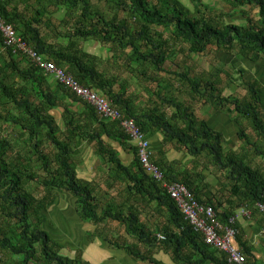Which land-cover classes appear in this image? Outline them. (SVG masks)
<instances>
[{"label":"trees","instance_id":"16d2710c","mask_svg":"<svg viewBox=\"0 0 264 264\" xmlns=\"http://www.w3.org/2000/svg\"><path fill=\"white\" fill-rule=\"evenodd\" d=\"M30 1L0 0V17L14 26L38 54L108 100L123 119L133 120L148 142L149 161L161 171L163 182L183 185L198 204L212 207L224 225L230 218L236 219L237 209L243 208L252 216L260 215L257 224L264 227V213L257 207L264 204V170L261 165L252 167V158L264 162V85L257 79L246 80L242 68L264 62V0H224L233 7L227 18H233L235 9H241L243 24L211 20L200 9H208L201 0H197L194 12L179 0H152V4L149 0H105L115 10L110 17L90 0H33L39 8L29 16ZM245 7L257 9L256 19L243 11ZM120 12L126 17L119 18ZM88 40L107 48L114 65L123 60L134 81L147 84L144 92H129L133 84L121 82L116 73L108 74L103 61L84 49ZM173 42L184 44L191 55L213 47L236 62L222 64L229 67L230 74L216 66L208 78L194 77L190 69L179 66L168 69L166 62L174 57L170 51ZM222 73L228 82L235 76L234 82L246 94L222 96ZM174 81L181 87H175ZM196 102L238 120L239 130L235 133L238 141L252 148V158L246 154L247 147L243 146L240 154L225 146L224 133L196 112ZM60 108L61 125L51 114ZM239 121L247 122L254 141ZM0 122L19 131L16 139H6L0 133V255L4 257L2 260L0 256V263L90 264L78 249L75 258L60 255L62 246L45 229L46 213L55 205L58 193L65 192L75 201L80 223L91 227L108 222L121 225L136 243L129 244L119 237L102 238L133 261L166 264L153 256L162 251L173 264H227L224 253L194 232L162 181L143 168L137 147L119 122L102 118L91 105L30 64L22 52L13 53L12 48L3 45L1 35ZM154 135L161 136L163 148L159 151H154L150 143ZM111 142L131 156V161L126 164ZM47 146L49 152L45 154ZM84 146H93L99 167H107V188L123 186V193L117 194L121 202L116 203L107 192L102 202L96 184L77 177V160ZM167 147H173L187 160H169L165 157ZM34 166L43 176L32 171ZM207 170L210 173H205ZM215 172L227 187L225 203L216 197L212 186ZM31 181L41 186L42 198L35 196L39 191H27ZM140 207L160 215L155 217L159 225L143 223ZM233 227V245L244 253L248 264H264L256 261L253 246L237 219Z\"/></svg>","mask_w":264,"mask_h":264},{"label":"rangeland","instance_id":"374dc122","mask_svg":"<svg viewBox=\"0 0 264 264\" xmlns=\"http://www.w3.org/2000/svg\"><path fill=\"white\" fill-rule=\"evenodd\" d=\"M19 0H14L13 3L18 2ZM180 3L190 9L192 12L195 11V7L199 5V2L197 0H179ZM202 3L206 6L207 12L206 10H204L203 7H200L201 10H203L205 13L208 14V17L211 20L214 21H221V22H232L234 24H243V15L241 14V9H235V13L233 14V18H227V14L232 13L233 7L228 4L227 2H225L224 0H201ZM91 4L94 5L95 7L99 8L103 14L107 15V16H112L113 13L115 12L114 9L110 8L109 5L105 2V0H90ZM149 2L152 4L154 3L152 0H149ZM30 10L28 13L29 16L34 15V9L39 8V4H36L33 0L30 1ZM20 8L22 9V6H20ZM51 10H53V8H51ZM243 11H245L248 16L252 17V19H256L257 17V9H253V8H249V7H245L243 8ZM54 15V14H52ZM126 17L125 14L123 12L119 13V18H124ZM55 18V16H54ZM158 31H161L160 28L157 29ZM41 32L44 34V30H41ZM164 37L167 38L168 37V33H163ZM91 45H99L98 42H95V44H91ZM104 51H108L107 48H103ZM170 51L173 52V58L172 60L166 62V68H171L174 67L173 69H175L177 66L181 67V68H187L190 69L192 75L194 77H198V78H203L209 77V74L211 73V71L217 66V68H219L220 66H222V64H230V63H235L236 61L232 59V57L230 56H226L223 54H220L219 52H217V50L213 47H209L207 48V51L204 52L203 54H199V55H191L187 52V47L180 43V42H173L171 47H170ZM224 57L225 60L222 61V58ZM116 64L114 65L113 62V69L115 70L116 74L119 76V80L128 82L129 84H133V86H130V90L134 91V92H138L139 94L143 91L144 92V87H146V83H144L143 81H139L136 83L134 81V78L128 69L123 66V60H119L118 62H115ZM243 63V62H241ZM123 64V65H122ZM23 65V64H22ZM222 69H226L228 71V73L230 74V70L229 67L227 66H222ZM242 68L244 69V76L246 78V80H252V79H257L259 80L263 85H264V62L263 61H259L256 64H253L251 67H246L245 65H242ZM180 71V70H177ZM225 72V71H224ZM226 73V72H225ZM232 75V74H231ZM167 76V75H165ZM220 77L222 78V83H221V88H223L224 92L222 94V96H227V95H234L235 97H243L246 94V91L239 86L238 82H234L233 78L235 76L232 75V80H229V82L227 81V77L225 76L224 73H222L220 75ZM179 83H177L176 81H174V85L175 87H181L178 85ZM152 85V84H151ZM150 86V85H149ZM143 87V89H142ZM131 91V92H132ZM145 94V93H144ZM146 95V94H145ZM142 99H146V97H144L141 94ZM144 101V100H143ZM263 108H264V104H263ZM195 110L196 112L204 117H207L208 120H211L214 125L216 126V130L219 132L224 133L223 135L225 136V142L224 145L232 148V147H237L236 151L239 152L240 154L243 153L242 147H247V152L246 154L249 155L252 158V148L248 147L249 145H245L243 142L238 141L237 138V134L235 133V131L239 130V124H238V120L235 121L231 115H229V113L227 112H218L217 110L211 109L210 106L205 105L202 102H196L195 104ZM51 114L53 115V117L55 118L56 121L59 122V124H62V118H61V110H54L51 111ZM231 116V117H230ZM239 123H242V126L245 129V133H247L249 135V138L251 141L255 140L254 134H252L251 132V128L248 126L247 122L245 121H239ZM0 133H2V137L6 138V139H11L14 138L16 139L19 135V131L17 129V127L12 128L10 126H8L6 123L0 122ZM45 142H47L45 140ZM113 148L115 150H119L120 156L123 159V161L127 164L128 162L131 161V156L127 155L124 151L120 150L119 146L117 144H112ZM94 153V148L93 146H88ZM241 147V148H240ZM48 146L45 147L44 149V153L47 154L49 151L48 150ZM87 148V147H86ZM181 156L179 158H182L183 161L187 160V157H184L183 154H180ZM128 156V157H127ZM128 159V160H126ZM254 160L255 163H253L254 168H257L256 165H261L260 168L262 169V171L264 170V162L262 161L263 159L257 157V158H252V161ZM127 161V162H126ZM36 163V162H35ZM34 163V164H35ZM263 163V164H262ZM37 164H39L37 162ZM36 165V164H35ZM97 169H101V171H103L104 173H97V171L95 169H92L91 171H87L80 169V176L85 177V178H92L91 175L93 173V171H95L96 175L92 178L94 184H96L97 186V195H101V201L104 202V193L107 192V195L109 197H111L112 199L116 200V203H119L122 201V198L119 197L117 194L118 193H123L122 189L123 186L121 185H115L113 188L108 189L105 183V179H106V174H107V167L104 166L102 168L99 167V163H98V159H97ZM35 169H33L32 171H36L37 175H41L43 176L42 172L40 169H37L36 166H34ZM213 169V168H212ZM85 173V174H84ZM205 173H210L208 170ZM99 176V177H97ZM215 178L212 182V186L215 188V195L216 197L222 202L225 203L226 198H227V194L224 188L227 189L226 186H224V180L220 179V174H216L215 172ZM81 177V178H82ZM97 177V178H96ZM103 177V178H101ZM40 179V178H39ZM27 187V191H30L31 193L34 194L35 191H39L37 192V198H42L44 196V194L41 191V186H39L37 184V182L31 181L30 184H28ZM223 188V189H222ZM99 191L101 192V194L99 193ZM120 194V195H121ZM97 197V196H96ZM258 205V204H257ZM140 209L142 210V214L140 215V219L143 223H146L147 225L154 227L157 226V224L159 225V223H157L156 218H161L160 215L155 216L153 214V212L150 209H146V208H142L140 207ZM238 213L241 214L242 212L245 211V209L243 208H239L237 209ZM248 212L247 215H250V219L254 218L256 220L260 219V215H256V216H252V212L250 210H246ZM241 212V213H240ZM78 215L76 214L75 211V201L72 197H70L67 193L63 192V193H58V198L55 200V205L50 208L48 210V213H46V218L47 221L45 223V225H48L46 229V231L49 233L50 237L53 238V240L59 245L62 246V249L59 251L60 255H63L65 257H69V258H75V256L77 255V246L78 242L80 240V235H83V232L85 230V228H87L85 226L86 223H80V220H77ZM156 217V218H155ZM11 223V227L13 226V222ZM160 223H163V220H160ZM84 224V225H83ZM83 225V226H81ZM43 229V230H45ZM93 233L94 235H97L98 237H107V238H118L120 240H126L129 244L136 243L134 239L130 238L129 236L127 237L126 234L123 231V228L121 227V225L112 222V223H102L100 225L94 226L93 227ZM73 231V232H72ZM72 232V233H71ZM89 238L94 239V236L89 235ZM81 242V241H80ZM83 241L80 243L82 245ZM74 245V246H71ZM80 246V245H79ZM141 251H143V249L141 248ZM118 256L119 258H125V254L123 251L118 250ZM124 255V256H123ZM1 256V255H0ZM153 256L158 259L159 261H162L163 263L166 264H173L172 261L170 260L169 255H166L164 252L162 251H156L154 252ZM40 257V256H38ZM128 257V256H127ZM2 260H4V257L1 256ZM15 261H18L19 258L14 257ZM114 260V259H112ZM127 260H131V264H144L143 262H139V261H133L131 258H127ZM39 261V260H38ZM119 261V260H118ZM35 262H37V260H35ZM121 261H119L118 264H120Z\"/></svg>","mask_w":264,"mask_h":264},{"label":"built area","instance_id":"2783aa9c","mask_svg":"<svg viewBox=\"0 0 264 264\" xmlns=\"http://www.w3.org/2000/svg\"><path fill=\"white\" fill-rule=\"evenodd\" d=\"M0 35L5 47L12 48L13 53L22 52L30 64L49 74L55 82L91 105L99 116L109 121H118L121 130L137 147L138 157L143 168L155 180H163L161 171L149 161L148 142L144 140L143 133L138 130L139 128L133 120L123 119L120 112L108 100L99 96L97 92L80 85L65 69L38 54L17 34L14 26L6 23L1 17ZM162 184L176 202L185 220L193 227L194 232L200 233L207 245L224 253L227 264H248L244 253L233 245V239L236 235V230L233 227L235 218H230L224 225L219 222L212 207L198 204L183 185L178 183L166 184L163 181ZM257 207L261 213H264V204H258Z\"/></svg>","mask_w":264,"mask_h":264},{"label":"crops","instance_id":"0c3cea01","mask_svg":"<svg viewBox=\"0 0 264 264\" xmlns=\"http://www.w3.org/2000/svg\"><path fill=\"white\" fill-rule=\"evenodd\" d=\"M95 42L96 41H93V40L86 41L84 43V49L86 50V52L90 53L91 55H95L96 57H99L103 61L102 67L105 71H107L108 74H111V73L115 74L116 72L113 69V62L110 59L111 54L107 51H104L100 44L97 46L91 45L93 43L95 44ZM130 88H128L129 92L132 91L130 90ZM58 110H61V113H62L61 108ZM56 122L59 124L58 121ZM150 143H151L152 148H154V151H159L160 149L163 148L161 144L160 135H154L153 137H151ZM112 144H116V143L111 142V145ZM233 149L236 150L237 147H233ZM180 154L181 153L175 150L173 147H167V150L165 152V157L171 161L172 160H183L182 158H179L181 156ZM97 159L98 157L96 156V154L93 153V151L88 146H84L80 153V157L77 160V168H76L77 177L81 180H85L88 182H92L95 179L94 178L92 180V178L96 175L95 171H93L91 175L92 178L88 179V178L80 176L81 174L80 169L81 171L85 169L87 171H91L92 169H95L97 173L103 174L104 172L101 171V169H97V165H96ZM246 212L248 211H246L245 209L244 212L242 213L240 212L241 214L237 213L236 219L238 223L240 224V227L243 231L242 233L244 234L246 239L249 240V243L253 246L256 261L258 263H261V262L264 263V227L258 226L257 220L254 218L250 219L249 217L250 215H247ZM85 226L87 228L83 229L85 231L83 232V235L82 234L80 235V240L78 242V245H76L77 246L76 248L82 251V259H84L86 262L90 264H118L119 261H121L120 264H131L132 261L127 260L129 256L124 251L123 252L125 256L124 255L123 256L125 258L123 259L119 258L118 253H117L118 249L111 247L101 236L100 237L96 236L94 239L89 238V235L93 233L94 226L91 227L88 224H85ZM80 241L81 242L83 241L82 245L80 244L81 243Z\"/></svg>","mask_w":264,"mask_h":264}]
</instances>
